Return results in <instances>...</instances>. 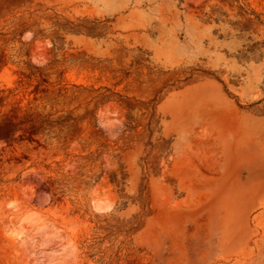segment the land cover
I'll list each match as a JSON object with an SVG mask.
<instances>
[{"label": "rangeland", "instance_id": "1", "mask_svg": "<svg viewBox=\"0 0 264 264\" xmlns=\"http://www.w3.org/2000/svg\"><path fill=\"white\" fill-rule=\"evenodd\" d=\"M0 264H264V0H0Z\"/></svg>", "mask_w": 264, "mask_h": 264}, {"label": "trees", "instance_id": "2", "mask_svg": "<svg viewBox=\"0 0 264 264\" xmlns=\"http://www.w3.org/2000/svg\"><path fill=\"white\" fill-rule=\"evenodd\" d=\"M57 25H59V24H57ZM24 26V25H23ZM70 29V31H74V32H81L82 30H83V28L81 27V26H74V27H71V28H69ZM93 28H87V33L88 34H91V33H93ZM57 31H55V35H57ZM56 38H59V37H57L56 36ZM120 97V101H123V102H125L124 100H121L122 98H121V96H119ZM104 99H107V100H110V98L109 97H107L106 98V96H104L103 97ZM127 103V102H126ZM128 105V107H129V109L130 110H133V106H131L130 104H127ZM155 108L153 107V111L151 112V116H150V122L147 124V128H148V130L152 133L153 132V130H154V128H155V126L153 125V123H154V121H155V110H154ZM132 118H133V116H132ZM157 121V120H156ZM56 122H57V124L59 125V128H60V130H63L64 128H68V130H67V132L66 133H64V135H63V138L64 139H66L67 138V136L68 135H70V134H72V132H74V131H76V130H78L77 129V127H75V126H72V125H68V120H67V117H59L57 120H56ZM158 122V121H157ZM113 181H115V178L113 177ZM125 206H126V204H125ZM91 256H93V255H91Z\"/></svg>", "mask_w": 264, "mask_h": 264}]
</instances>
